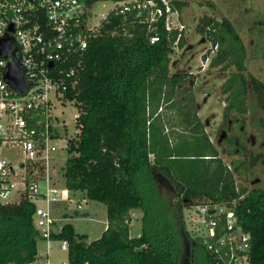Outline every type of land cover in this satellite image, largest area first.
<instances>
[{
	"label": "trees",
	"instance_id": "trees-1",
	"mask_svg": "<svg viewBox=\"0 0 264 264\" xmlns=\"http://www.w3.org/2000/svg\"><path fill=\"white\" fill-rule=\"evenodd\" d=\"M99 1L107 0L88 3ZM172 4L179 13L185 7ZM118 25L114 18L91 41L78 94L71 96L84 129L69 148L64 183L73 193H86L89 200L106 205L107 229L88 243L86 235L65 224L54 237L69 242V263L183 264L189 238L183 210L227 204L251 235L250 264H264V189L250 191L237 183V177L247 174L249 161L255 163L259 156L248 157L246 143L229 136L221 144L229 143L224 154L235 158L231 165L224 162L198 116L194 89L181 88L193 74L170 72L177 31L162 29L160 42L152 45L141 26L130 23L125 32ZM198 32L211 43L204 60L217 47L210 67L230 72L222 86L227 96L223 128L233 117L242 132L245 122L237 123L236 115L248 114L250 92L264 108V83L246 74V49L228 19L207 16ZM185 45L183 34L179 47ZM160 187L169 193L162 196ZM137 209L144 212L143 229L132 237V211ZM34 212L35 205L27 200L0 206V264L37 259L41 238ZM197 243L203 248L201 239Z\"/></svg>",
	"mask_w": 264,
	"mask_h": 264
},
{
	"label": "built area",
	"instance_id": "built-area-1",
	"mask_svg": "<svg viewBox=\"0 0 264 264\" xmlns=\"http://www.w3.org/2000/svg\"><path fill=\"white\" fill-rule=\"evenodd\" d=\"M91 6L88 0H0V42L12 43L11 55L0 53V206L23 200L35 205L34 225L47 250L38 252L30 264H53L54 243L69 259V242L54 237L61 233L64 225L58 223L68 214L58 215L54 205L83 209V201L56 178L55 164L61 159L59 153L68 152L71 143L80 140L84 129L82 112L71 96L78 94L91 41L115 18L125 32L130 23L141 26L152 45L160 42L162 29L167 34L177 31L174 51L186 28L174 22V15L180 13L171 0L114 1L110 13L98 22L90 14ZM210 59L211 55L206 60ZM14 60L23 91L7 77ZM68 104L78 109L74 132L59 116L60 108ZM194 208L198 214L193 221L205 228L198 238L210 264H250L251 235L238 225L233 208L227 204Z\"/></svg>",
	"mask_w": 264,
	"mask_h": 264
},
{
	"label": "rangeland",
	"instance_id": "rangeland-1",
	"mask_svg": "<svg viewBox=\"0 0 264 264\" xmlns=\"http://www.w3.org/2000/svg\"><path fill=\"white\" fill-rule=\"evenodd\" d=\"M185 4L179 16L174 15V22L181 23L186 28L184 31L186 45L183 48L175 49L171 54L170 72H184L193 74V79L184 84L181 88H193L197 102L198 116L204 124L205 131L213 142L214 146L221 152V156L227 164L231 165L235 158L228 157L224 151L229 148V143L221 144L223 138L235 136L238 143L244 142L247 146L248 157L259 156L257 162H250L247 168V176L237 177L238 186H247L250 191L264 189V108L257 104L255 93L250 92L248 97V114L245 117L238 116L237 123L243 121L245 125L243 131L239 132L237 127L228 124L223 128L224 108L226 106V95L222 93V86L229 78L230 72H225L220 68L210 67V61L204 60L203 56L211 48V43L198 32L203 18L209 16L216 20L228 19L236 33L241 38L246 49L245 66L247 75H253L264 83V0H171ZM114 7L113 0L99 1L90 8V14L95 22L104 19ZM214 53L211 54V56ZM211 60V59H210ZM235 69L232 68L231 71ZM63 111V112H62ZM78 109L72 104L65 108H60L59 116L69 125L71 132L75 131ZM229 118L227 123L231 122ZM233 123V122H232ZM169 127V126H168ZM76 143V142H72ZM65 144V143H64ZM61 159L56 163L57 179L61 183L65 182V163L70 152L64 151L58 155ZM153 159V157H151ZM60 169V170H59ZM61 171V172H60ZM162 196L169 192L167 187L158 188ZM76 199L83 201V209L75 211V206L70 207L63 204L54 205L58 209V215H68V220L63 219L58 223L61 227L67 223L74 226L79 235H86L88 243L99 239L105 227H107V207L106 205L91 201L86 193H75ZM198 214L194 207L183 210V221L189 234L186 243L189 245L191 262L187 264H209L207 252L197 243L198 236L205 232L202 224H197L193 218ZM133 222L131 224V236L137 237L142 233L144 212L140 209L132 211ZM201 226L203 228H198ZM53 244L50 259L53 264H69L68 254L56 248ZM46 244L39 242V254L45 253ZM42 262V261H41ZM37 261V264H41ZM185 263V262H184ZM186 264V263H185Z\"/></svg>",
	"mask_w": 264,
	"mask_h": 264
},
{
	"label": "water",
	"instance_id": "water-1",
	"mask_svg": "<svg viewBox=\"0 0 264 264\" xmlns=\"http://www.w3.org/2000/svg\"><path fill=\"white\" fill-rule=\"evenodd\" d=\"M11 48H12V43L10 39H3L0 42V53L3 55L5 53L12 54L11 53ZM16 60H14L10 65H9V71L7 77L13 81L21 91L25 89V86L21 80V75L20 71L16 67Z\"/></svg>",
	"mask_w": 264,
	"mask_h": 264
},
{
	"label": "flooded vegetation",
	"instance_id": "flooded-vegetation-1",
	"mask_svg": "<svg viewBox=\"0 0 264 264\" xmlns=\"http://www.w3.org/2000/svg\"><path fill=\"white\" fill-rule=\"evenodd\" d=\"M224 123V122H223ZM228 124H231L233 125L232 121L229 122ZM223 125V124H222ZM228 126V125H227ZM234 127H237V125H233ZM238 129V128H237ZM241 130L243 131V128H241ZM240 132V131H239ZM224 139V138H223ZM223 139L221 140V142L223 141ZM190 250H189V245L188 243L185 244V248H184V252H183V257H182V260H183V264H187V262H191V259H190ZM185 262V263H184ZM190 264V263H189Z\"/></svg>",
	"mask_w": 264,
	"mask_h": 264
},
{
	"label": "crops",
	"instance_id": "crops-1",
	"mask_svg": "<svg viewBox=\"0 0 264 264\" xmlns=\"http://www.w3.org/2000/svg\"><path fill=\"white\" fill-rule=\"evenodd\" d=\"M68 215H69V214H68ZM68 215L65 216V217H63V218L66 219V220H68V218L70 217V215H69V217H68ZM106 228H107V227H105V230H106ZM105 230H104V232H105ZM139 235H140V234H139ZM139 235H138V236H139ZM38 247H39V244H38Z\"/></svg>",
	"mask_w": 264,
	"mask_h": 264
},
{
	"label": "clouds",
	"instance_id": "clouds-1",
	"mask_svg": "<svg viewBox=\"0 0 264 264\" xmlns=\"http://www.w3.org/2000/svg\"><path fill=\"white\" fill-rule=\"evenodd\" d=\"M107 229V228H106Z\"/></svg>",
	"mask_w": 264,
	"mask_h": 264
}]
</instances>
